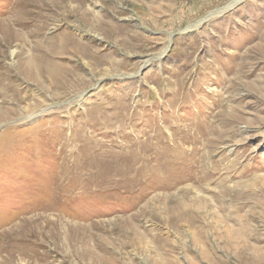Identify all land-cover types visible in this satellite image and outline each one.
Returning <instances> with one entry per match:
<instances>
[{"label":"rangeland","instance_id":"obj_1","mask_svg":"<svg viewBox=\"0 0 264 264\" xmlns=\"http://www.w3.org/2000/svg\"><path fill=\"white\" fill-rule=\"evenodd\" d=\"M210 260L264 264V0H0V264Z\"/></svg>","mask_w":264,"mask_h":264},{"label":"bare ground","instance_id":"obj_2","mask_svg":"<svg viewBox=\"0 0 264 264\" xmlns=\"http://www.w3.org/2000/svg\"><path fill=\"white\" fill-rule=\"evenodd\" d=\"M107 23V22H106ZM91 27L95 29L101 30V26L104 24V22L100 21V18L93 16V18L90 20ZM105 28V27H104ZM111 28V27H110ZM31 65V64H30ZM31 67V66H30ZM202 245V244H201ZM212 264H215V261H211ZM209 262V263H210Z\"/></svg>","mask_w":264,"mask_h":264}]
</instances>
